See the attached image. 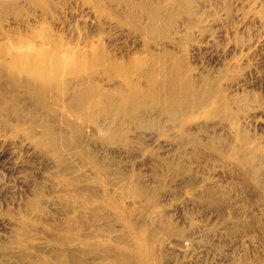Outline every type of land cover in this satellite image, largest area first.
<instances>
[{
  "label": "rangeland",
  "instance_id": "rangeland-1",
  "mask_svg": "<svg viewBox=\"0 0 264 264\" xmlns=\"http://www.w3.org/2000/svg\"><path fill=\"white\" fill-rule=\"evenodd\" d=\"M0 264H264V0H0Z\"/></svg>",
  "mask_w": 264,
  "mask_h": 264
},
{
  "label": "bare ground",
  "instance_id": "bare-ground-1",
  "mask_svg": "<svg viewBox=\"0 0 264 264\" xmlns=\"http://www.w3.org/2000/svg\"><path fill=\"white\" fill-rule=\"evenodd\" d=\"M248 150V149H247Z\"/></svg>",
  "mask_w": 264,
  "mask_h": 264
}]
</instances>
